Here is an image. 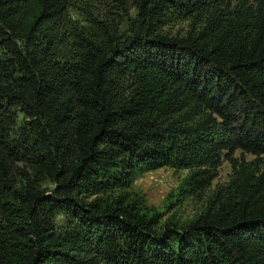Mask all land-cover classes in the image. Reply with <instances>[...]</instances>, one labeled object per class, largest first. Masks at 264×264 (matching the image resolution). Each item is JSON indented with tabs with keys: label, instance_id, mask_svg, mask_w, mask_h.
Returning <instances> with one entry per match:
<instances>
[{
	"label": "trees",
	"instance_id": "16d2710c",
	"mask_svg": "<svg viewBox=\"0 0 264 264\" xmlns=\"http://www.w3.org/2000/svg\"><path fill=\"white\" fill-rule=\"evenodd\" d=\"M74 1L0 0V264H264V0ZM223 159L186 223L129 189Z\"/></svg>",
	"mask_w": 264,
	"mask_h": 264
},
{
	"label": "rangeland",
	"instance_id": "374dc122",
	"mask_svg": "<svg viewBox=\"0 0 264 264\" xmlns=\"http://www.w3.org/2000/svg\"><path fill=\"white\" fill-rule=\"evenodd\" d=\"M87 1H89L87 8L94 14L104 15L111 10L109 0ZM84 7L86 6L82 5V1L75 0L69 9V15L77 22L83 21L86 13L83 10ZM119 11L123 12V9ZM128 13L134 15V8L129 7ZM188 28L189 23L187 20H176L165 26L167 32L180 35L184 34ZM239 154L240 151L236 150L235 155ZM245 156L247 158L251 157L247 153H245ZM230 172L231 165L229 161L223 159L217 168V176L205 192L198 195L183 196L179 193V186L187 173V169H175L172 166L164 165L135 174L129 189L142 194L147 207L161 213L162 219L186 223L205 208L208 194L217 184L225 183L229 179ZM44 185L50 187L51 183L45 181ZM63 217L61 213H57L55 216L56 222H61Z\"/></svg>",
	"mask_w": 264,
	"mask_h": 264
}]
</instances>
